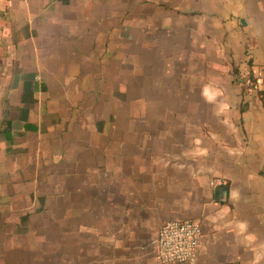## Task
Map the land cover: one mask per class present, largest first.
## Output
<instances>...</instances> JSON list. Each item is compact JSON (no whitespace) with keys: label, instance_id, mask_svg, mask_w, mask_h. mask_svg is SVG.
I'll return each mask as SVG.
<instances>
[{"label":"crops","instance_id":"0c3cea01","mask_svg":"<svg viewBox=\"0 0 264 264\" xmlns=\"http://www.w3.org/2000/svg\"><path fill=\"white\" fill-rule=\"evenodd\" d=\"M263 67L264 0H0V264H264Z\"/></svg>","mask_w":264,"mask_h":264},{"label":"built area","instance_id":"2783aa9c","mask_svg":"<svg viewBox=\"0 0 264 264\" xmlns=\"http://www.w3.org/2000/svg\"><path fill=\"white\" fill-rule=\"evenodd\" d=\"M261 88L264 93V67L261 70ZM209 183L214 189L227 186L224 177H213ZM202 236L203 227L198 221L178 219L165 221L153 242L156 260L160 264H195Z\"/></svg>","mask_w":264,"mask_h":264},{"label":"rangeland","instance_id":"374dc122","mask_svg":"<svg viewBox=\"0 0 264 264\" xmlns=\"http://www.w3.org/2000/svg\"><path fill=\"white\" fill-rule=\"evenodd\" d=\"M246 75H247V74H246ZM246 75H243V74L241 75V74H239L238 76L241 77V78H243V79H245V76H246ZM247 76H248V75H247ZM226 180H227V179H226ZM228 184H229V182H228V180H227V185H228Z\"/></svg>","mask_w":264,"mask_h":264},{"label":"water","instance_id":"95a60500","mask_svg":"<svg viewBox=\"0 0 264 264\" xmlns=\"http://www.w3.org/2000/svg\"><path fill=\"white\" fill-rule=\"evenodd\" d=\"M224 188H226V186H224ZM218 194L221 193V191L217 192ZM227 195V191H223V196L226 197Z\"/></svg>","mask_w":264,"mask_h":264}]
</instances>
